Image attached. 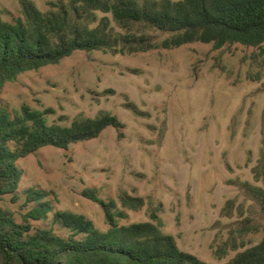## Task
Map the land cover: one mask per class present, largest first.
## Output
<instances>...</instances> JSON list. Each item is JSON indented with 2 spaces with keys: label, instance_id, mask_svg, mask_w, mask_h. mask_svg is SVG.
<instances>
[{
  "label": "rangeland",
  "instance_id": "1",
  "mask_svg": "<svg viewBox=\"0 0 264 264\" xmlns=\"http://www.w3.org/2000/svg\"><path fill=\"white\" fill-rule=\"evenodd\" d=\"M31 1L45 11L55 0ZM0 16L21 18V0H0ZM0 104L10 113L22 105L47 111L48 123L107 113L122 124L20 158L19 200L7 195L2 203L17 220L26 211L23 191L36 187L51 192L54 210L82 215L102 232L109 226L101 202L118 225L152 223L207 264H225L264 237L259 210L242 189L245 182L264 189V43L75 51L20 73L4 85ZM240 210L263 226L240 237ZM31 224L69 234L52 212ZM233 242L244 246L232 250Z\"/></svg>",
  "mask_w": 264,
  "mask_h": 264
},
{
  "label": "trees",
  "instance_id": "2",
  "mask_svg": "<svg viewBox=\"0 0 264 264\" xmlns=\"http://www.w3.org/2000/svg\"><path fill=\"white\" fill-rule=\"evenodd\" d=\"M21 11L22 17L11 22L0 16V93L20 73L57 64L75 51L135 54L194 42L215 49L264 43V0H55L45 11L21 0ZM47 114L27 105L10 113L0 104V264H207L152 223L118 225L103 202L109 226L104 232L82 215L54 210L51 192L29 187L23 191L26 211L17 220L2 203L7 195L13 203L19 200L20 158L44 146L67 149L107 127H122L107 113L69 124L48 123ZM242 189L264 223V189L246 182ZM233 208L229 200L222 212L228 216ZM50 212L53 222L69 230L66 237L32 226ZM240 218V237L263 226L241 210ZM243 246L233 242L231 249ZM225 264H264V237Z\"/></svg>",
  "mask_w": 264,
  "mask_h": 264
}]
</instances>
